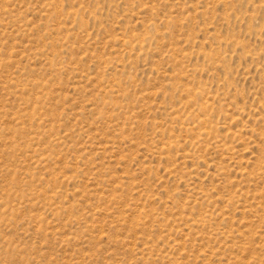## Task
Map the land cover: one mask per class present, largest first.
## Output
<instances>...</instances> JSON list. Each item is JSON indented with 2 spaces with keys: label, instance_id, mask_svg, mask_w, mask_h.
I'll return each mask as SVG.
<instances>
[{
  "label": "rangeland",
  "instance_id": "374dc122",
  "mask_svg": "<svg viewBox=\"0 0 264 264\" xmlns=\"http://www.w3.org/2000/svg\"><path fill=\"white\" fill-rule=\"evenodd\" d=\"M0 264H264V0H0Z\"/></svg>",
  "mask_w": 264,
  "mask_h": 264
}]
</instances>
